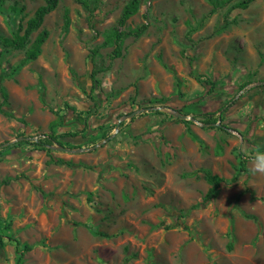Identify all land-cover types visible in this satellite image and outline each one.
Segmentation results:
<instances>
[{
  "label": "rangeland",
  "instance_id": "374dc122",
  "mask_svg": "<svg viewBox=\"0 0 264 264\" xmlns=\"http://www.w3.org/2000/svg\"><path fill=\"white\" fill-rule=\"evenodd\" d=\"M128 1L60 0L24 64L26 49L0 44V144L54 133L83 148L23 142L0 155V264H16L11 237L33 247L23 264H264V175L250 171L264 151V0L214 12L208 0H141L121 26ZM45 3L4 0L25 6L15 28ZM142 24L112 57L113 30ZM12 29L0 11V34ZM223 106L227 128L201 121ZM240 155L248 172L229 183ZM207 170L226 182L195 208Z\"/></svg>",
  "mask_w": 264,
  "mask_h": 264
},
{
  "label": "trees",
  "instance_id": "16d2710c",
  "mask_svg": "<svg viewBox=\"0 0 264 264\" xmlns=\"http://www.w3.org/2000/svg\"><path fill=\"white\" fill-rule=\"evenodd\" d=\"M212 5H213V10L214 12L216 8L220 7L221 5H224L226 3H230L233 0H208ZM256 0H239L235 3L232 4L231 9L233 8H241L245 9L247 8L251 3L255 2ZM45 4L41 5L37 8L35 11L34 15L27 20L26 25L24 26L22 23H19L18 26L15 28V22L11 20L12 16L15 14H20L25 11V6H19L18 4H12L7 7L4 6V0H0V11L4 14L7 15L8 21L10 26L13 28L11 32V36H6L0 34V44L7 48V49H26L25 51V58L22 62L24 64L26 61H30L33 59H36L42 52V45L45 43L49 36V32L46 29H42L41 31L38 32L36 37L33 39L32 35L34 32L38 31L43 22L44 18L47 14L55 10L60 2V0H45ZM141 0H129L123 10L122 14L119 20V24L121 26H124L127 22V20L135 15L139 8H140ZM87 5V3H86ZM235 21V20H234ZM69 21L68 17L66 19V25L68 26ZM148 28V24H142L141 26L131 29L129 31L126 30H117L114 29L112 32V37L115 39L117 46L113 50L111 56H119L121 54L120 47L124 41L125 38L129 36H134L135 38L141 37L145 31ZM192 31V29H190ZM30 45V47H28ZM96 71L94 70L92 73V77H94ZM207 83L211 86V89L213 90L215 88L216 82L214 80H206ZM249 83L247 82L246 84H243L240 89H244ZM0 92L3 95L5 99L8 98V93L3 86V84H0ZM2 102L0 101V111H2ZM227 110L226 106L221 107L218 111H209L206 113L198 114L203 116V120H201L205 125H209V127L212 128H227L225 124H223L224 120V113ZM181 112V110H179ZM218 112H221L219 115H217ZM157 113H164L161 112L160 110L157 111ZM64 115H60L59 121H54L51 124V128L54 129L56 125H59L63 121ZM135 117L132 118L134 120ZM124 123L122 122L121 125ZM66 135H71V136H78V133L70 134L67 133ZM22 137L20 140L17 142H14L13 144L5 145L4 143H1L0 147V155H2L3 152L12 149L17 146V144L23 143V142H28V143H33L35 145H41L42 150H49L54 144H59V145H64L61 137L62 135L59 134H46L45 138L38 139L36 141H31L29 140L30 137H25L23 134L20 135ZM7 142V141H6ZM241 157L239 158V163L236 166V172L234 175L231 177L229 180V183H236L240 177L248 172L247 168V159L243 157V155H240ZM205 178L207 182L209 183L210 187L204 197L202 198L201 202L196 204L194 207H198L199 205L202 204H207L210 201L215 200L220 192V189L222 185L226 182V179L218 174H214L211 171L207 170L205 172ZM1 227V225H0ZM100 233V232H96ZM102 234V233H101ZM105 235V234H103ZM12 241L15 242L16 245V264H23L24 263V257L25 254L29 251L32 250V245L29 243H22L19 239L16 238H10ZM4 245V236L0 233V247Z\"/></svg>",
  "mask_w": 264,
  "mask_h": 264
},
{
  "label": "clouds",
  "instance_id": "9594fccd",
  "mask_svg": "<svg viewBox=\"0 0 264 264\" xmlns=\"http://www.w3.org/2000/svg\"><path fill=\"white\" fill-rule=\"evenodd\" d=\"M250 171L255 175H264V151H257L250 158Z\"/></svg>",
  "mask_w": 264,
  "mask_h": 264
},
{
  "label": "water",
  "instance_id": "95a60500",
  "mask_svg": "<svg viewBox=\"0 0 264 264\" xmlns=\"http://www.w3.org/2000/svg\"><path fill=\"white\" fill-rule=\"evenodd\" d=\"M150 109H152V108H142V109H139V110H135V111H133V112H131L130 114H127V115H125V118H133V117H135L136 115H138V114H141V113H143L144 111H148V110H150ZM176 115H178V116H180L181 118H187V115H185V114H181V113H179L178 111H173ZM19 139H21V138H19ZM15 141H7V142H5L4 144L5 145H9V144H13ZM0 147H1V145H0ZM60 150H62V151H67V152H73V151H81V150H83V148L82 149H72V148H69V147H67V146H64V145H60L59 147H58Z\"/></svg>",
  "mask_w": 264,
  "mask_h": 264
}]
</instances>
